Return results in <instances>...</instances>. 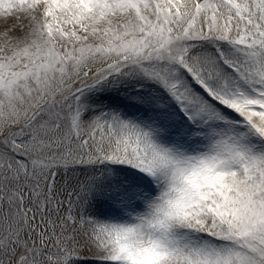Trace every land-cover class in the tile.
<instances>
[{"label":"snow or ice","instance_id":"6c2138e0","mask_svg":"<svg viewBox=\"0 0 264 264\" xmlns=\"http://www.w3.org/2000/svg\"><path fill=\"white\" fill-rule=\"evenodd\" d=\"M0 264H264V0H0Z\"/></svg>","mask_w":264,"mask_h":264}]
</instances>
